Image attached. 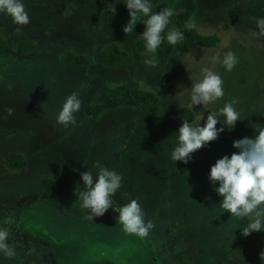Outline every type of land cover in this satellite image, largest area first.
I'll return each instance as SVG.
<instances>
[{"label": "rangeland", "instance_id": "obj_1", "mask_svg": "<svg viewBox=\"0 0 264 264\" xmlns=\"http://www.w3.org/2000/svg\"><path fill=\"white\" fill-rule=\"evenodd\" d=\"M193 1L188 21L194 19L200 34H216L220 42L174 50L160 70L144 63L155 56L147 50L133 54L131 64L106 67L97 61V53L113 42L131 51L145 30L138 21L134 33L123 32L130 18L123 0H23L30 17L23 26L0 12V227L10 231L8 242L17 253L13 259L0 253V264H264V230L243 236L240 228L248 219L220 214L222 197L214 190L219 185L208 179L217 159L239 151L234 140L254 138V129L264 127V37L253 35L261 18L244 14L260 0ZM151 3L153 11L172 7L177 14L182 0ZM175 15L164 31L174 27ZM227 51L238 60L232 71L211 62ZM67 54L87 56L88 62L74 64ZM204 67L221 76L224 96L192 107L191 85ZM132 79L159 96L155 114L126 106L105 109L94 119L85 114L102 85ZM72 93L82 105L76 123L64 127L56 117ZM233 99L241 117L234 129L225 127L187 164L174 162L171 152L182 124L174 110L191 107L190 123L204 113L203 126L208 111ZM14 151L22 155L23 168L6 164ZM96 161L119 173L122 183L111 197L112 208L91 220L75 188L85 190L84 171L96 178ZM131 199L138 200L145 221L155 224L147 237L124 232L118 222L119 208Z\"/></svg>", "mask_w": 264, "mask_h": 264}, {"label": "clouds", "instance_id": "obj_2", "mask_svg": "<svg viewBox=\"0 0 264 264\" xmlns=\"http://www.w3.org/2000/svg\"><path fill=\"white\" fill-rule=\"evenodd\" d=\"M128 13L129 20L123 27L126 35L134 33V25L142 21L145 30L140 35L146 42V50L155 54L162 43L161 33L171 22V17L176 14L172 7H162L159 11H153L151 0H123ZM111 15L116 12L115 5L111 3L109 8ZM0 12L6 13L17 25H27L30 17L26 11L23 0H0ZM139 14V15H138ZM258 31L253 35L257 38L264 37V18L256 21ZM194 19L185 23L186 29H194ZM167 42L176 45L184 40V34L173 27L167 33ZM213 64L220 63L227 71H232L238 60L232 51H227L221 59L218 55L211 57ZM146 65H152L153 59L149 57L144 61ZM202 78L191 85L190 105H208L215 103L224 96L223 79L221 76L208 67L201 69ZM238 103L233 99L226 102L218 111H208L203 126L200 121L204 118L201 113L196 123H190L183 119L177 130V145L171 152V158L187 164L192 154L205 147L209 142L218 138L219 133L227 127L234 129L238 120H241L240 113L234 105ZM82 101L76 93L66 97L56 117V122L64 127L76 123L75 113L81 109ZM12 114V109H8ZM223 118L222 120L220 118ZM222 123L224 126L217 128ZM257 133L254 138L243 137L234 140L232 147L238 149L230 156L224 155L217 159L210 166L208 179L213 184L218 183L214 190L222 197L219 203L221 212L227 211L231 217L237 220L248 219L245 227L240 228L241 234L245 237L252 232L264 230V127L254 129ZM94 167L98 169L96 178L90 170L80 174L85 190L77 191L75 194L81 200V207L91 211L93 217L102 216L111 207V197L121 187L122 177L115 170H110L96 161ZM118 222L124 232L134 234L141 238L147 237L155 227L149 220L145 221V213L137 199H131L122 205L118 210ZM12 222L11 218L5 221ZM11 233L6 227H0V253L9 259L16 257L15 246L8 242ZM260 258L264 259V251H261Z\"/></svg>", "mask_w": 264, "mask_h": 264}, {"label": "trees", "instance_id": "obj_3", "mask_svg": "<svg viewBox=\"0 0 264 264\" xmlns=\"http://www.w3.org/2000/svg\"><path fill=\"white\" fill-rule=\"evenodd\" d=\"M194 10L195 3L193 0H182L181 8L173 19V26L184 34V40L176 45H171L166 39L168 32H162V43L153 59L152 66L154 69L160 70L164 68L174 50L190 51L199 45L214 47L219 44L220 38L216 34L203 35L195 28L191 30L185 28V23ZM244 14L251 18H264V0L247 6L244 9ZM144 50H146V42L142 37L134 42L131 51H127L119 44L113 42L103 47L97 53L96 59L106 67L117 64H131L134 60L133 54ZM65 58L74 64H86L88 62V57L80 54H67ZM120 106L136 107L147 114H155L159 109L160 99L155 92L143 89L139 82L133 79L116 86L104 84L98 91L96 101L85 109V114L89 118L94 119L103 110ZM173 116L179 122H183V119H188L189 122H192L194 111L189 106H181L174 110ZM5 161L10 168H23L25 165L22 155L16 151L9 153ZM105 264L115 263L106 262Z\"/></svg>", "mask_w": 264, "mask_h": 264}]
</instances>
